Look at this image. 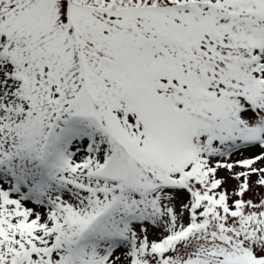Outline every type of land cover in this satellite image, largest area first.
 Wrapping results in <instances>:
<instances>
[{
  "label": "snow or ice",
  "instance_id": "6c2138e0",
  "mask_svg": "<svg viewBox=\"0 0 264 264\" xmlns=\"http://www.w3.org/2000/svg\"><path fill=\"white\" fill-rule=\"evenodd\" d=\"M0 264H264V0H0Z\"/></svg>",
  "mask_w": 264,
  "mask_h": 264
},
{
  "label": "rangeland",
  "instance_id": "374dc122",
  "mask_svg": "<svg viewBox=\"0 0 264 264\" xmlns=\"http://www.w3.org/2000/svg\"><path fill=\"white\" fill-rule=\"evenodd\" d=\"M222 175H226V173H222Z\"/></svg>",
  "mask_w": 264,
  "mask_h": 264
}]
</instances>
